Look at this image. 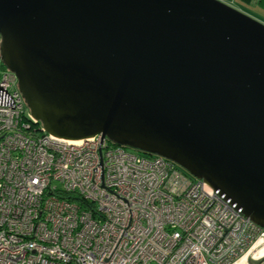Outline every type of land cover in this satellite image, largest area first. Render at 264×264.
<instances>
[{"label":"water","instance_id":"water-1","mask_svg":"<svg viewBox=\"0 0 264 264\" xmlns=\"http://www.w3.org/2000/svg\"><path fill=\"white\" fill-rule=\"evenodd\" d=\"M0 58L51 134H102L264 227V22L224 0H0Z\"/></svg>","mask_w":264,"mask_h":264},{"label":"built area","instance_id":"built-area-1","mask_svg":"<svg viewBox=\"0 0 264 264\" xmlns=\"http://www.w3.org/2000/svg\"><path fill=\"white\" fill-rule=\"evenodd\" d=\"M0 264H264V227L170 158L51 134L1 67Z\"/></svg>","mask_w":264,"mask_h":264},{"label":"rangeland","instance_id":"rangeland-1","mask_svg":"<svg viewBox=\"0 0 264 264\" xmlns=\"http://www.w3.org/2000/svg\"><path fill=\"white\" fill-rule=\"evenodd\" d=\"M245 4L247 6L246 5H243L241 3V1L236 0V2L234 4H232V5L233 6L235 5V7H237V8L238 7H241L243 5L242 8H239V9H241L242 11L246 12L247 14L253 16L254 18H257L260 21H263L264 22V8H262V7H260L259 5H256V4H252V3L251 4L245 3Z\"/></svg>","mask_w":264,"mask_h":264},{"label":"trees","instance_id":"trees-1","mask_svg":"<svg viewBox=\"0 0 264 264\" xmlns=\"http://www.w3.org/2000/svg\"><path fill=\"white\" fill-rule=\"evenodd\" d=\"M243 3H247V4H256L259 5L260 7L264 8V0H239ZM0 67L2 68H7V66L5 65V63L1 60L0 58ZM74 198V197H73Z\"/></svg>","mask_w":264,"mask_h":264},{"label":"crops","instance_id":"crops-1","mask_svg":"<svg viewBox=\"0 0 264 264\" xmlns=\"http://www.w3.org/2000/svg\"><path fill=\"white\" fill-rule=\"evenodd\" d=\"M224 1H226V2H228V3H231V4H234L235 2H236V0H224ZM243 5H246L245 3H243V2H241ZM242 5V6H243ZM235 6V5H234ZM242 6L241 7H238V8H242ZM247 6V5H246Z\"/></svg>","mask_w":264,"mask_h":264},{"label":"flooded vegetation","instance_id":"flooded-vegetation-1","mask_svg":"<svg viewBox=\"0 0 264 264\" xmlns=\"http://www.w3.org/2000/svg\"><path fill=\"white\" fill-rule=\"evenodd\" d=\"M0 42H1V37H0Z\"/></svg>","mask_w":264,"mask_h":264}]
</instances>
